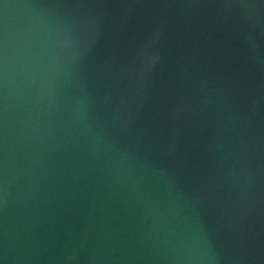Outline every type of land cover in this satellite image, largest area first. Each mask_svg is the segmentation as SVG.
<instances>
[{
    "label": "water",
    "instance_id": "1",
    "mask_svg": "<svg viewBox=\"0 0 264 264\" xmlns=\"http://www.w3.org/2000/svg\"><path fill=\"white\" fill-rule=\"evenodd\" d=\"M0 264H264V0H0Z\"/></svg>",
    "mask_w": 264,
    "mask_h": 264
}]
</instances>
